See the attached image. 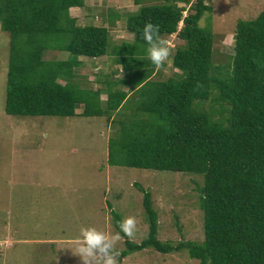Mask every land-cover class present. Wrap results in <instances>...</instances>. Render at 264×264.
Here are the masks:
<instances>
[{
    "label": "trees",
    "instance_id": "16d2710c",
    "mask_svg": "<svg viewBox=\"0 0 264 264\" xmlns=\"http://www.w3.org/2000/svg\"><path fill=\"white\" fill-rule=\"evenodd\" d=\"M176 1L189 3L162 0L127 16L125 29L133 40L113 50L123 75L105 81L106 89L91 90L80 88L73 76L75 57L107 54L109 38L102 26H76L68 17L67 9L81 0H0V29L8 33L3 111L71 116L80 103L81 116L111 120L114 113L121 156L111 155L110 164L202 175L200 242L172 246L157 239L156 212L142 190L144 239L129 241L119 216H112L126 245L120 256L145 247L162 253L183 248L199 264H264V7L254 18L235 22L233 52L220 64L213 60L211 30L197 24L209 4L192 0L182 16ZM148 22L159 26L158 35L174 33L182 41L170 59L177 72L152 80L155 65L140 49L147 46L142 32ZM50 49L65 57L41 59ZM116 83L122 88L110 87ZM206 100L209 107L203 106ZM128 105L137 121L120 111Z\"/></svg>",
    "mask_w": 264,
    "mask_h": 264
},
{
    "label": "rangeland",
    "instance_id": "374dc122",
    "mask_svg": "<svg viewBox=\"0 0 264 264\" xmlns=\"http://www.w3.org/2000/svg\"><path fill=\"white\" fill-rule=\"evenodd\" d=\"M137 1L141 4L162 2ZM205 2L210 8L203 12L197 24L211 30L213 60L223 64L225 54L233 52L235 22L254 18L264 7V0ZM189 3L181 6L185 10L182 14ZM179 26L181 23L177 28ZM109 38L108 51L116 42L112 36ZM166 41L171 55L160 68H153L151 78L159 79L160 75L166 77L177 72L170 66V59L174 48L181 46L182 41L174 34ZM147 48L148 45L140 46L143 51ZM7 52L8 33L0 29V264H83L75 254L80 230L93 227L116 234L112 223L114 214L121 221L127 216L136 218V236L127 239L138 243L147 234L142 190L149 193L156 212L157 239L172 246L179 241L198 243L202 240V213L198 206L201 174L110 164L111 155L115 159L121 156L118 138L113 132L114 127L119 126L112 124V120H116L113 114L112 123L104 115L6 114L3 103ZM54 53L42 51L41 59L50 60ZM101 60L103 63L110 61L105 56ZM91 65L89 60L87 68L91 72L88 73L96 76L97 69H92ZM112 67L111 74L107 67L99 70L101 89H105V81L116 82L121 77L120 66L113 64ZM113 72L118 75L112 76ZM90 82L87 89H93V77ZM209 105V100L203 102L204 107ZM130 107L120 111L129 121H137ZM77 110L80 107L76 104ZM135 127L133 132H138ZM125 248L121 236L116 244L118 264H199L183 248L162 253L145 247L120 256Z\"/></svg>",
    "mask_w": 264,
    "mask_h": 264
},
{
    "label": "crops",
    "instance_id": "0c3cea01",
    "mask_svg": "<svg viewBox=\"0 0 264 264\" xmlns=\"http://www.w3.org/2000/svg\"><path fill=\"white\" fill-rule=\"evenodd\" d=\"M146 4H151V3L145 2L144 4H141L138 1L135 2L134 0H81V4L79 6H71L67 9V15L69 18L73 20L74 25L76 26L77 25L78 26H84V25L102 26L107 31V34L109 35V37L112 36L113 37L112 39L116 41V42H113L114 47H112L109 51L107 50L108 51L107 56L106 54H103L101 56L92 57V58H86L80 55L75 57V60L78 61L79 64H77L76 66H73L72 73H73V76H75V78L77 79L78 85L80 88H87V85L91 81V77H93L94 79V87L91 90L100 88L101 81H99L98 78L101 76V74H99V70H102V68L107 67L109 68V73L111 74L112 73L111 68H113L112 67L113 64L120 66L118 63L115 62V56L113 55V52H114L113 50L116 49L121 44H129L133 40V34L131 32H128L125 29L127 16L129 14L136 12L137 9L141 5H146ZM183 4L184 2L182 1L175 2V6L177 7L182 6ZM118 17H119V20H118ZM159 37L161 39L167 40L171 37V34L170 35L162 34V35H159ZM110 39L111 38H109V43H110ZM124 41H128V42H124ZM44 51L55 52L53 57L50 60L62 58V55H65L63 52L56 50V49L44 50ZM103 56H105V58L110 59V61L108 63L107 62L103 63V60H101ZM89 60L92 61V65H91L93 66L92 69H97V71L95 70L97 72L96 76L94 75L92 76V73H88V72H91V70L87 68V64L89 63ZM115 74L116 72H113L112 76ZM153 74L154 73H152L151 76H153ZM116 75H118V73ZM151 76L149 77V79L152 80L153 78H151ZM57 82L63 84V80L57 79ZM108 82H115V81L110 79ZM83 86H86V87H83ZM110 87L112 89L122 88V86L118 84L116 85L113 84ZM106 88L107 87H105V89ZM124 88L125 87H123V89ZM103 95L105 96L103 92H100L99 94L100 101L102 100ZM76 104L80 107V110L79 111L77 110L78 112L75 111ZM76 104L74 105L73 115H79V112L81 111L82 105L80 103H76ZM112 114L114 115V113ZM109 121L110 123H112L111 120Z\"/></svg>",
    "mask_w": 264,
    "mask_h": 264
},
{
    "label": "clouds",
    "instance_id": "9594fccd",
    "mask_svg": "<svg viewBox=\"0 0 264 264\" xmlns=\"http://www.w3.org/2000/svg\"><path fill=\"white\" fill-rule=\"evenodd\" d=\"M158 33V25L151 22L144 25L142 36L148 45L147 58L156 68H160L171 55L167 41L161 39ZM119 228L126 237L133 239L137 232L136 218L134 216L125 217L119 223ZM80 231L81 235L77 241L78 247L75 254L79 255L83 264H93V262L95 264H118L119 251L116 249V244L121 240L119 233L107 234L93 227L82 228Z\"/></svg>",
    "mask_w": 264,
    "mask_h": 264
}]
</instances>
